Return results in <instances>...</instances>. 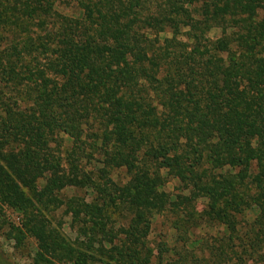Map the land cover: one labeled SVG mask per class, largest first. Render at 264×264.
Segmentation results:
<instances>
[{"label": "trees", "instance_id": "1", "mask_svg": "<svg viewBox=\"0 0 264 264\" xmlns=\"http://www.w3.org/2000/svg\"><path fill=\"white\" fill-rule=\"evenodd\" d=\"M0 219L31 264H264V0H0Z\"/></svg>", "mask_w": 264, "mask_h": 264}, {"label": "rangeland", "instance_id": "2", "mask_svg": "<svg viewBox=\"0 0 264 264\" xmlns=\"http://www.w3.org/2000/svg\"><path fill=\"white\" fill-rule=\"evenodd\" d=\"M59 11L65 15V16H74L75 13L74 8H68L67 6L60 5ZM210 39L214 40L219 37V31L214 30L209 35ZM160 41L167 40L170 38L168 34H163L159 36ZM7 96V95H5ZM9 97V96H7ZM58 138V141L60 145L62 146V149H67L70 146V140L67 136L60 134L56 136ZM54 145L52 144V147ZM44 187V182L40 181L34 190V194L41 193L42 189ZM164 192L169 196L173 197V195L176 193V187L175 183L170 181L167 183L164 187ZM75 193L73 191L67 192L65 196H73ZM79 194L78 196H80ZM86 195V194H85ZM87 196V195H86ZM204 207V202H199V210H202ZM4 217L8 219L11 223H14L16 225L19 224L18 215L17 213H14L11 210L4 209L2 212ZM52 217L54 218V225L60 223L62 225V232L63 234L70 239L71 241L75 240V234L69 227V213L63 208H58L57 210H54L51 212ZM169 214H157L152 217V225H151V233L148 237V246L152 250V255L155 256V250L156 244L159 243L160 240L167 241L169 245H172V240L174 239L175 232L170 227L169 222ZM251 218V216H249ZM1 220V219H0ZM213 235L214 232L212 230L207 231H196V235ZM160 236H163L162 239ZM113 243L111 242L108 244V247H111ZM32 252H34V240L27 238L26 240V246L15 248V242L8 240L5 235V227L0 222V253L4 255L5 258L10 260L11 262L15 264H31L32 259ZM31 255V257L29 256Z\"/></svg>", "mask_w": 264, "mask_h": 264}]
</instances>
